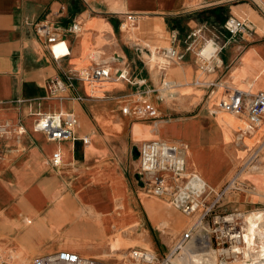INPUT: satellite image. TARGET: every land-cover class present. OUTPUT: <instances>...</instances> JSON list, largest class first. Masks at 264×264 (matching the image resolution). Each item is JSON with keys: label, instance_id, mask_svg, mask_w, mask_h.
I'll list each match as a JSON object with an SVG mask.
<instances>
[{"label": "crops", "instance_id": "1", "mask_svg": "<svg viewBox=\"0 0 264 264\" xmlns=\"http://www.w3.org/2000/svg\"><path fill=\"white\" fill-rule=\"evenodd\" d=\"M118 2L114 10L108 0H0V122L22 131L0 140V264L62 250L123 264L129 248L166 247L162 238L155 241L164 232L147 204L156 201L170 218V195L149 193L148 176L138 169V148L154 139L181 148L185 171L198 173L212 190L207 200L235 176L238 186L223 193L229 207L250 216L246 208L261 205L264 212V116L248 132L242 117L217 110L229 90L264 93V0ZM229 17L244 21V30L226 34ZM42 22L67 45L56 46V59L35 33ZM75 22L78 34L67 30ZM127 23L135 30L127 32ZM197 29L224 44L222 65L212 73L186 49V36ZM151 47L157 55L172 47L181 57L168 68H150L143 55L152 56ZM98 64H107L110 78L81 80L83 70ZM119 70L125 80L115 78ZM54 77L67 85L60 98L48 97L45 87ZM142 101L155 117L123 111ZM58 113L75 115L73 140L51 141L34 131L40 114ZM55 151L57 165L50 161ZM168 180L172 187L180 182ZM109 217L118 224L101 221ZM189 218L188 227L195 216ZM116 235L127 243L110 251Z\"/></svg>", "mask_w": 264, "mask_h": 264}, {"label": "built area", "instance_id": "2", "mask_svg": "<svg viewBox=\"0 0 264 264\" xmlns=\"http://www.w3.org/2000/svg\"><path fill=\"white\" fill-rule=\"evenodd\" d=\"M263 15L264 11L261 10ZM245 22L234 17H229L223 23V30L226 34L233 36L245 28ZM35 33L46 40L53 58H57L53 47L59 44H66L60 38L54 28L47 23H37L34 27ZM68 32L78 34L81 31L79 23L75 22L67 28ZM223 40L225 39L222 36ZM217 37H208L202 29H197L188 34L184 40L186 49L194 52L203 70L208 73L220 68L222 61L219 52L224 44H219ZM211 46L208 55L203 54L206 46ZM67 47V45H66ZM68 53V51H67ZM66 53V54H67ZM65 54V55H66ZM161 56L173 61L179 60L180 55L172 48L161 51ZM62 55V56H65ZM61 57V56H60ZM116 61V58H112ZM111 72L107 64H98L91 69H85L80 73V78L86 82H98L110 78ZM117 80H125L126 74L123 71L115 73ZM45 87L48 97H62L67 85L59 78H50L46 81ZM77 100H82L80 96ZM217 110L230 113L244 119V130L253 131L260 126L264 116V93L258 92L249 94L240 90H229L217 104ZM124 112L135 117L147 115L156 116V110L151 104L142 101L140 106ZM77 125V119L72 113L40 114L34 124V131L44 134L51 141L73 140ZM22 133L20 128L14 129L8 121L0 122V140L14 132ZM83 144H88V138H82ZM138 169L142 174L148 176L150 183L149 193L154 197H161L163 194L170 195V203L173 208L180 211L185 217L195 216L193 224L181 235L179 242L173 247L168 256L160 258L155 253L143 250L132 249L123 259V264H173L172 255L177 250L186 249L190 244L194 251L208 249L217 255L216 264H264V234L263 241L255 245L254 252L247 257L241 251V240L243 238V226L249 215L248 212L236 211L234 214L216 215L214 208L223 193L228 189L238 186L236 177H232L225 186L216 191L212 200H207L208 194L212 192L196 172L185 171V159L181 148L176 144L162 139H154L144 142L137 150ZM53 165L60 162V153L55 151L50 159ZM169 178L180 182L171 186ZM257 240V239H256ZM25 264H110L91 257L81 256L75 252L58 251L51 254L36 256Z\"/></svg>", "mask_w": 264, "mask_h": 264}, {"label": "rangeland", "instance_id": "3", "mask_svg": "<svg viewBox=\"0 0 264 264\" xmlns=\"http://www.w3.org/2000/svg\"><path fill=\"white\" fill-rule=\"evenodd\" d=\"M108 2L110 3V6L112 9L118 10V4H119L118 0H108ZM124 29L129 33L135 30L134 26H132L131 23L125 24ZM61 45H64L66 47V44H64V43L56 45V46L58 47ZM56 46L53 47L54 54H55ZM151 50L153 51L154 48L151 47ZM143 56H144L146 62L148 63V65L150 66V68H154L156 66L161 67L162 65L165 66L166 68H168L171 64L169 62V60L165 59L161 55H157L156 53H154V51H153L152 56H147L145 54ZM88 63H89V60L87 58H85L84 62H83L84 67L87 66ZM230 190H232V189L226 190L225 195L229 194ZM225 195H222V198L219 199V201L217 202L216 207L214 208V211H215L214 214L225 215V214H234L236 212V210H233L229 207L231 205L230 202H228V200H224ZM167 207L172 212V215H170V218H168V216H166L165 214L161 213L159 206H158V203L156 201H153L150 205L147 204L148 213L150 215L152 222L155 225H158L160 227V229L163 230V232H164V233H161V231L159 230L158 232L160 235H154L155 241H157V239L159 237V238H162L167 244H166V247L165 246L160 247L159 250H157L156 248L152 249L150 247H146L143 250H148L151 252H157L162 257H166L169 255V253L171 252L173 247L176 246L177 243L179 242L181 235L186 232V230H187L189 224H191L190 222L192 220L190 218L185 217L180 211L175 210L171 206L168 205ZM262 208L263 207L261 205H249L246 209L249 210L250 213H252V214L249 217H247L246 220L249 221V223H250L255 218V215L257 213H262V211H263ZM239 211L245 212L243 210H239ZM248 214L249 213H247L246 215H248ZM128 220L129 219L125 217V224H128V222H129ZM101 221L104 222L106 225L108 223H111V222H115L116 224H118L117 217H115V218L114 217L104 218ZM245 225H248V224H245ZM124 230L130 232L132 230V226L127 225L124 228ZM124 242L127 243V241L124 240L121 236L116 235L114 241H111L109 244V247H110L109 250L114 251L115 249L120 247L121 244ZM135 243L136 242H134L132 244H135ZM135 248L140 249L139 247H135ZM130 249L131 248L127 249L126 253H129ZM192 251H193V249L191 248V244L186 249L177 250L171 257L172 260L174 261V264H196L194 262V259H193V256H195V254L201 255V257L199 259L204 264H216L217 255L207 254L208 252L204 251V250H200L198 252L197 251L192 252ZM211 251H212V249L209 252H211ZM109 254H110L109 252L104 253L103 256L100 258L107 259ZM91 258H95V257H91ZM95 259H97V258H95Z\"/></svg>", "mask_w": 264, "mask_h": 264}, {"label": "bare ground", "instance_id": "4", "mask_svg": "<svg viewBox=\"0 0 264 264\" xmlns=\"http://www.w3.org/2000/svg\"><path fill=\"white\" fill-rule=\"evenodd\" d=\"M210 51H211V46L208 45L204 48L203 54L208 55ZM245 224H248V225H245L242 229L243 238L241 240V245H242L241 251L243 252L245 256L249 257L250 252H254L255 245L263 241L262 235L264 234V212L257 213L255 215V218L250 223L249 221L245 220ZM204 251H207L208 252L207 254H210V255L213 254V252H209V250L207 249H205ZM192 252H194V250ZM200 257L201 255H196V254L195 256H193L194 262L196 264H204L200 261L199 259ZM172 262L174 264L173 260ZM240 264H243V263H240Z\"/></svg>", "mask_w": 264, "mask_h": 264}, {"label": "trees", "instance_id": "5", "mask_svg": "<svg viewBox=\"0 0 264 264\" xmlns=\"http://www.w3.org/2000/svg\"><path fill=\"white\" fill-rule=\"evenodd\" d=\"M135 152H136V150H135Z\"/></svg>", "mask_w": 264, "mask_h": 264}]
</instances>
